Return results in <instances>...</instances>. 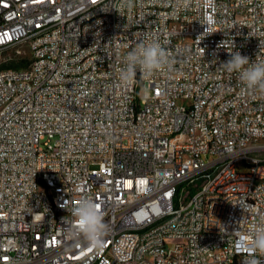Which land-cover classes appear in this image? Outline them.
<instances>
[{"label": "built area", "instance_id": "2783aa9c", "mask_svg": "<svg viewBox=\"0 0 264 264\" xmlns=\"http://www.w3.org/2000/svg\"><path fill=\"white\" fill-rule=\"evenodd\" d=\"M152 40L171 66L125 84ZM24 46L0 68V264H244L264 93L221 64L264 60V0H0V54ZM81 198L101 205L99 249L70 231Z\"/></svg>", "mask_w": 264, "mask_h": 264}, {"label": "clouds", "instance_id": "9594fccd", "mask_svg": "<svg viewBox=\"0 0 264 264\" xmlns=\"http://www.w3.org/2000/svg\"><path fill=\"white\" fill-rule=\"evenodd\" d=\"M187 6L188 0H184ZM131 7V0H128ZM205 31L211 32L210 29ZM233 48L235 44L232 42ZM218 47L224 48V41ZM230 59L221 64L228 73H237L239 81L245 90L264 93V60L250 62L249 57L242 56L239 51H231ZM171 66L170 54L167 48L158 40L140 42L124 57V67L121 71L122 81L127 84L137 71L150 75L165 67ZM74 217V228L70 229L76 236H82L91 247L101 248L108 225L101 212V205L91 198H81L71 209ZM242 247L248 250L244 264H264V227L254 230L251 240L245 239ZM258 254V255H257Z\"/></svg>", "mask_w": 264, "mask_h": 264}, {"label": "rangeland", "instance_id": "374dc122", "mask_svg": "<svg viewBox=\"0 0 264 264\" xmlns=\"http://www.w3.org/2000/svg\"><path fill=\"white\" fill-rule=\"evenodd\" d=\"M22 54L19 55L14 51H7L0 54V68H5L9 66H20L22 65V58H26L30 55L28 47H22Z\"/></svg>", "mask_w": 264, "mask_h": 264}, {"label": "trees", "instance_id": "16d2710c", "mask_svg": "<svg viewBox=\"0 0 264 264\" xmlns=\"http://www.w3.org/2000/svg\"><path fill=\"white\" fill-rule=\"evenodd\" d=\"M23 62H25V60H23Z\"/></svg>", "mask_w": 264, "mask_h": 264}]
</instances>
